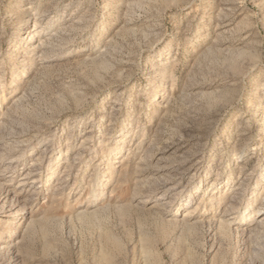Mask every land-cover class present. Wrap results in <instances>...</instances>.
Instances as JSON below:
<instances>
[{"label":"rangeland","instance_id":"1","mask_svg":"<svg viewBox=\"0 0 264 264\" xmlns=\"http://www.w3.org/2000/svg\"><path fill=\"white\" fill-rule=\"evenodd\" d=\"M262 217L264 0H0V264H264Z\"/></svg>","mask_w":264,"mask_h":264},{"label":"bare ground","instance_id":"2","mask_svg":"<svg viewBox=\"0 0 264 264\" xmlns=\"http://www.w3.org/2000/svg\"><path fill=\"white\" fill-rule=\"evenodd\" d=\"M32 35V34H31ZM262 220H264V217H262ZM221 224H223V223H226V222H220Z\"/></svg>","mask_w":264,"mask_h":264}]
</instances>
